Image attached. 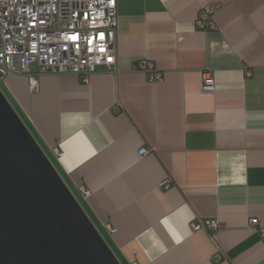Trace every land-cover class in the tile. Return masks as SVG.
Masks as SVG:
<instances>
[{
    "label": "crops",
    "instance_id": "0c3cea01",
    "mask_svg": "<svg viewBox=\"0 0 264 264\" xmlns=\"http://www.w3.org/2000/svg\"><path fill=\"white\" fill-rule=\"evenodd\" d=\"M117 10V74L99 66L84 81L34 64L2 78L8 98L123 264H264V0ZM142 60L163 78L137 70ZM203 219L223 226L194 230Z\"/></svg>",
    "mask_w": 264,
    "mask_h": 264
},
{
    "label": "water",
    "instance_id": "95a60500",
    "mask_svg": "<svg viewBox=\"0 0 264 264\" xmlns=\"http://www.w3.org/2000/svg\"><path fill=\"white\" fill-rule=\"evenodd\" d=\"M0 264H123L1 87Z\"/></svg>",
    "mask_w": 264,
    "mask_h": 264
},
{
    "label": "built area",
    "instance_id": "2783aa9c",
    "mask_svg": "<svg viewBox=\"0 0 264 264\" xmlns=\"http://www.w3.org/2000/svg\"><path fill=\"white\" fill-rule=\"evenodd\" d=\"M217 9L205 7L198 27L215 29ZM117 17V0H0V76L28 74L34 64L39 74L73 73L84 81L99 66L117 74ZM135 68L152 82L163 78L152 61L142 60ZM204 88H213L209 72L204 73ZM149 152L140 149V155ZM170 185V179L162 183L166 188ZM83 195L88 196L89 191L84 190ZM250 225L259 226V219L250 218ZM222 226L216 219L192 222L194 230L216 231ZM261 231L264 233L263 227ZM222 257L217 253L214 259Z\"/></svg>",
    "mask_w": 264,
    "mask_h": 264
},
{
    "label": "rangeland",
    "instance_id": "374dc122",
    "mask_svg": "<svg viewBox=\"0 0 264 264\" xmlns=\"http://www.w3.org/2000/svg\"><path fill=\"white\" fill-rule=\"evenodd\" d=\"M0 87H1L2 90L5 92V94L8 95L7 92H6V90H5V88H4V85H3V83H2V77H1V76H0ZM21 117H22V116H21ZM24 121H25V120H24ZM76 194H77V193H76ZM77 196H78V199L80 200V202L82 203V205L85 207V203H84L83 199H81V198L79 197L78 194H77ZM98 228L100 229L101 233L103 234V236L106 238V240H107L108 243L110 244L108 236L105 234V232H104L100 227H98Z\"/></svg>",
    "mask_w": 264,
    "mask_h": 264
}]
</instances>
